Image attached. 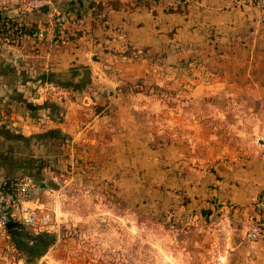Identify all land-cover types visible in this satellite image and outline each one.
<instances>
[{"label": "crops", "instance_id": "obj_1", "mask_svg": "<svg viewBox=\"0 0 264 264\" xmlns=\"http://www.w3.org/2000/svg\"><path fill=\"white\" fill-rule=\"evenodd\" d=\"M70 2L77 0L34 9L11 0L10 17L47 34L22 46L0 41V188L5 179L30 180L45 192L63 178L83 189L85 181L136 188L148 181L157 185V212L161 206L184 219L215 218L226 229L222 241H245L264 190V10L253 0H159L151 9L106 5L100 12L84 0L81 8ZM58 13L77 16L81 27L49 54ZM176 84L191 88L179 101L205 110L215 103L216 116L234 117L239 134L259 137L230 165L223 155L211 169L205 155L193 153L208 138L150 147L139 122V110L149 106L143 100L161 101L156 92ZM212 128L199 122L197 130Z\"/></svg>", "mask_w": 264, "mask_h": 264}, {"label": "rangeland", "instance_id": "obj_2", "mask_svg": "<svg viewBox=\"0 0 264 264\" xmlns=\"http://www.w3.org/2000/svg\"><path fill=\"white\" fill-rule=\"evenodd\" d=\"M84 1L88 6L95 4L99 12L106 5L134 8L143 2ZM148 1L152 8L159 0ZM125 88L130 90L128 85ZM145 91L147 87L140 85L139 92ZM186 92L190 93L191 88L176 84L171 90L162 88L156 92L161 101L143 100L149 106L139 110V122L144 126L150 147L167 149L177 141L190 144L208 138L205 148L192 152L205 155L211 169L214 162L222 161L223 155V161L229 164L231 156L241 151L240 147H249L251 137L255 141L259 137L239 134L234 117L216 116L215 103H209L205 110L199 102L179 101ZM199 122L209 129L213 127V131L200 133ZM216 126L219 132L215 131ZM64 179L63 183L51 184L49 192L33 184V190L37 191L33 195L34 205L42 204L50 223L23 226L25 232L9 234L0 242V264H264L263 244L222 241L226 229L215 218L184 219L172 215V208L161 206L159 209L163 210L157 212L158 204L153 205L152 194L157 185L152 182L139 180L144 188H136L130 182L122 187L110 182L103 188L101 183L85 181L83 189L71 182L64 184Z\"/></svg>", "mask_w": 264, "mask_h": 264}, {"label": "built area", "instance_id": "obj_3", "mask_svg": "<svg viewBox=\"0 0 264 264\" xmlns=\"http://www.w3.org/2000/svg\"><path fill=\"white\" fill-rule=\"evenodd\" d=\"M17 3L28 4L39 9L45 4H53L55 0H15ZM191 0H175L176 4L185 5ZM253 4L264 10V0H253ZM11 0H0V41L8 45L22 46L27 41H38L46 38L45 29H30L24 20H13L7 12ZM74 27L71 30L70 27ZM58 33L52 38L49 54L70 40L71 34L81 27L77 16L68 13H58L56 18ZM72 31V33H71ZM75 35V34H74ZM30 180H3L0 188V242L8 235V224L19 223L25 227L49 225L50 216L46 215L41 205L31 203L33 185ZM254 217L252 223L244 232V240L250 243L264 244V190L254 200Z\"/></svg>", "mask_w": 264, "mask_h": 264}, {"label": "trees", "instance_id": "obj_4", "mask_svg": "<svg viewBox=\"0 0 264 264\" xmlns=\"http://www.w3.org/2000/svg\"><path fill=\"white\" fill-rule=\"evenodd\" d=\"M156 1V0H155ZM70 4V8H73V7H80L81 8V6H83V2H82V0H77V3L76 2H70L69 3ZM78 4V5H77ZM150 1H148V0H143V2H140V4L139 5H144V6H146L147 8H149V9H151V7H150ZM117 8V7H116ZM170 10H172V11H182V9L180 8V7H178V8H176V9H173V8H171ZM78 14H79V16H80V12L78 11ZM13 20L15 19V18H12ZM32 30H34V29H32Z\"/></svg>", "mask_w": 264, "mask_h": 264}, {"label": "water", "instance_id": "obj_5", "mask_svg": "<svg viewBox=\"0 0 264 264\" xmlns=\"http://www.w3.org/2000/svg\"><path fill=\"white\" fill-rule=\"evenodd\" d=\"M21 226L19 223H9L8 224V229L11 230L15 227Z\"/></svg>", "mask_w": 264, "mask_h": 264}]
</instances>
